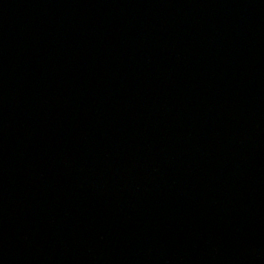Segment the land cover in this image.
Listing matches in <instances>:
<instances>
[{"label":"water","instance_id":"water-1","mask_svg":"<svg viewBox=\"0 0 264 264\" xmlns=\"http://www.w3.org/2000/svg\"><path fill=\"white\" fill-rule=\"evenodd\" d=\"M0 264H264V0H0Z\"/></svg>","mask_w":264,"mask_h":264}]
</instances>
